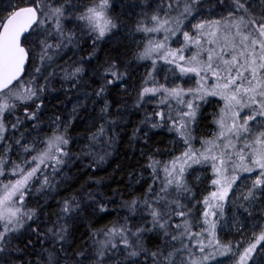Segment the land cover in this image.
I'll return each mask as SVG.
<instances>
[{
	"label": "snow or ice",
	"instance_id": "obj_1",
	"mask_svg": "<svg viewBox=\"0 0 264 264\" xmlns=\"http://www.w3.org/2000/svg\"><path fill=\"white\" fill-rule=\"evenodd\" d=\"M71 2L72 0H32L25 6H14L6 16H0V142L5 140L4 134L8 131L4 122L6 113L14 112L18 104H31L35 110L25 107L24 117L27 120H37V112L43 103L41 96L46 91V85H38L35 78L21 79L30 56L25 42L33 34L44 29L39 52V60L44 65L53 61L64 49L78 45L84 37L92 42L94 52L96 41L103 39L116 27L108 14L109 0H93L92 5L81 10L79 15L72 14L68 7ZM218 2L227 4V0ZM199 3L200 0H168L166 10L154 12L147 18V22H142L137 28L148 37L140 59H152L155 64L153 57L156 56L174 63L182 74L193 73L200 77L196 81L199 87L187 90L178 86H145L141 89L136 104L140 108L143 104L152 103V100L145 97L160 93V104L171 99L181 106L175 111V116L171 112L166 115L161 110L146 113L144 127L156 129L167 126L169 131H175L184 141L187 149L166 164L153 157L149 158L147 167L151 169L153 183L149 185L147 194L140 200L133 199L123 205L130 216L92 234L93 244L87 255L84 251L71 257L67 255L71 250L66 247L69 237L67 224L74 213L78 215L81 211H87L74 198L63 202L57 220L51 226L39 223L30 226V230L35 233V242L46 247V240L51 244L47 264H140L142 259L148 261V264H206L216 254L215 251L206 249H215L220 254L231 251L230 244H221L215 238L216 223L208 217H216L218 214L223 216L224 205L229 203L230 193L237 206L249 215L252 214L250 208L253 203L264 196V39H260L264 37V12L257 16L250 11L251 5L247 0H231L234 11H230L223 20L197 22L191 25L194 31L183 30L184 21L193 15ZM221 26L228 33L235 29L231 58L218 56L225 65L223 69L220 63L213 61L216 54L214 48L206 50V59L199 58L200 53L205 51L202 38H216ZM212 28L216 31H212ZM161 33V39L150 35ZM178 33L183 36L185 44L181 48L172 49L168 46V41ZM49 37L54 42H49ZM236 37H239L238 43ZM206 42L215 44L217 40L207 39ZM190 45L196 47L197 51L186 58L183 52ZM257 45L259 51L256 50ZM237 48L238 55L235 51ZM221 52H225V49L222 48ZM177 61H185V64ZM36 71L39 72L40 68ZM61 71L65 79L74 81L75 87L84 68L82 64H75L62 68ZM208 72L216 78L211 87H205L203 83ZM245 72L249 75L245 76ZM103 75L107 79L95 95L105 99L103 111L106 113L108 103L104 94L107 87L120 80L123 74L112 63L104 70ZM185 96L190 98L185 99ZM209 96L219 97L224 102L214 121L219 132L212 139L202 142L203 150L195 149L191 145L190 125L196 119L200 106L198 102L206 101ZM58 120L59 117L56 118ZM56 121H53L50 134L39 143H22V138L16 140L19 151L26 154L23 160L10 161L0 156V176H5L6 168H10V174L16 177L0 187V264H12L13 259H18L12 256L13 252L33 245L31 238L23 242L22 248H16L13 243L14 240L19 242L16 234L21 232L28 221L38 219L35 211L24 207L25 197L34 184H40L41 189L49 186L50 179L46 170L58 171L69 156V125H61ZM22 122L18 118L12 128H17ZM104 133V127L101 126L98 134L103 136ZM96 138L97 135L94 134L92 139ZM209 163L213 173L210 182L212 190L202 201H198L204 205L202 223L207 227L193 231L192 205L182 202L193 195L186 173L193 164ZM241 171L249 174L255 171L257 175L252 178L246 191L237 193L233 186ZM89 199L93 197L90 195ZM88 207L93 212L97 211L93 204ZM98 210L106 212L107 208L100 203ZM137 215L140 216L139 222L132 221L131 216ZM205 233L212 237L207 243L200 239ZM253 235L254 242L235 254L238 256L236 264H247L252 259L257 245L264 241V225L260 226L258 234ZM193 238H196L194 244L187 243ZM146 241L152 242L154 248L148 247Z\"/></svg>",
	"mask_w": 264,
	"mask_h": 264
},
{
	"label": "trees",
	"instance_id": "obj_2",
	"mask_svg": "<svg viewBox=\"0 0 264 264\" xmlns=\"http://www.w3.org/2000/svg\"><path fill=\"white\" fill-rule=\"evenodd\" d=\"M5 1L7 0H0V16H6L9 12L4 9ZM12 1H15V6H25L32 2ZM80 1L75 4V0H72L68 5L73 15H79L81 10L93 3V0ZM140 2L142 0H109L108 14L116 27L103 39L96 41L94 52L92 42L84 37L78 45L64 49L53 61L48 62L54 71L50 77L51 86H47L41 96L43 103L37 112V120H27L24 116L20 119L24 122L20 127L22 142L29 140L39 143L49 135V131L44 129L46 118L59 117L61 125H69L67 136L70 144L65 165L50 178V185L38 192L36 200L29 199L31 204L27 208L35 211L38 219L27 223L21 232L16 234L19 242L14 240L13 243L16 248H22L23 242L30 238L34 243L22 251L13 252L12 256L18 259H13L12 264H47L51 244L46 240V247L35 242V233L30 230V226L35 223L51 226L57 220L63 202L73 198L87 211H81L78 215L74 213L67 224L69 237L66 247L71 249L67 255L71 257L81 251L87 255L93 244L92 234L130 216L128 209L123 205L133 199L140 200L147 194L149 185L153 183L151 169L147 167L149 158L153 157L162 163L158 151L170 154L174 152L169 145L171 140L178 136L175 131H169L167 126L156 129L144 127L146 113L161 110L166 115L172 112L174 116V112L163 105L143 104L140 108L136 107L139 93L144 87L139 73L151 67L150 62L133 59L137 28L142 22H147L148 18L144 11L138 13L137 8H134V4L138 5ZM196 7L208 14L234 9L231 0H227L226 5L220 4L218 0H200ZM43 32L44 30L39 29L38 33L25 42L30 56L22 80L26 79L31 71L39 74L36 69L43 66L39 60ZM49 42H54L51 37ZM112 63L116 64L123 75L115 84L107 87L104 96L108 110L105 113V99L97 97L95 92L107 79L103 73ZM75 64H82L84 71L73 87L74 81L65 79L61 69ZM74 107L76 113L71 115ZM208 110L209 107L203 110L196 124V135H204L205 130L214 127L213 121L206 115ZM99 117L102 118L105 133L103 136L96 133L97 138L93 140L95 133L91 134L89 119L96 122ZM70 118L72 121L69 123ZM138 128L140 131H137ZM15 138L16 135L13 139ZM9 140L12 141L11 138ZM198 169L206 170L202 169V166L187 169L186 179L193 195L182 201L192 205L193 223L202 206L198 201L205 197L200 193V185L202 183L203 187L208 188L212 179L208 172V175L197 182L193 173ZM90 195L93 199H89ZM100 203L106 206V212L98 210ZM89 204L95 205L97 211L93 212L88 207ZM259 214L261 212L257 216ZM131 220L139 222L140 216H131ZM227 237L228 235H220L222 240H229ZM195 239L187 243L194 244ZM146 243L148 247L154 248L152 242ZM140 264H148V261L142 259Z\"/></svg>",
	"mask_w": 264,
	"mask_h": 264
},
{
	"label": "rangeland",
	"instance_id": "obj_3",
	"mask_svg": "<svg viewBox=\"0 0 264 264\" xmlns=\"http://www.w3.org/2000/svg\"><path fill=\"white\" fill-rule=\"evenodd\" d=\"M26 1V0H23ZM81 2L80 0H75V4ZM15 1L7 0L4 3V9L5 11H10L12 7L15 6ZM168 0H142V2L138 3V5L134 4V8H137L138 13H142L144 11L146 13L147 17H150L151 14L154 12L160 11V10H166ZM247 3L251 5V12H254L257 16H259L260 13L264 12V0H247ZM92 5V4H91ZM90 5V6H91ZM89 7V6H88ZM135 8V9H136ZM230 11H234V9H229L228 11H221L215 13H205L203 11L198 10V7H196V11L193 13L191 17H189L187 20L184 21L183 30L187 31H194L192 29L191 25L197 23V22H204V21H210V20H223L225 17L228 16ZM207 15V16H206ZM239 15V14H237ZM44 30V29H42ZM212 31H216L215 28L211 29ZM235 32V29H232L231 33L226 32V30L221 26L220 30L217 32V37H205L202 38V43L205 51H202L200 53V59H206L208 52L207 49H215V53L213 56L214 63H220L221 68L223 69L225 65L223 64V61H220L218 59L219 55H224L225 59H230L231 55L233 54V34ZM138 36L134 39L135 44V52L133 55V59H140V53L143 51L144 47L147 45L148 37L145 35V33L138 31L136 33ZM156 39H161L163 34H150ZM227 37V39H226ZM207 39H216L217 43L215 44H209L207 43ZM236 42L238 43L239 37H236ZM260 39H264V37H260ZM185 44L183 40V36L179 33L175 37H171L168 41V46L172 49H177L183 47ZM224 48L225 52H221V49ZM256 50L259 51V45L256 46ZM197 51V48L194 46H189L187 49L183 52V55L188 58L190 55L194 54ZM236 54H239V48L236 50ZM132 59V60H133ZM153 59H155V64H153L152 59H140V61H146L151 63L150 68L143 69L139 75L141 79V84L145 87H151V86H159L164 85L165 87H179L187 90L188 88H197L199 85L196 83L197 80L200 79V77L196 76L193 73L188 74H182L180 72V69L175 66L174 63H168L165 61V59L159 58L154 56ZM171 59V57H169ZM180 64H185V61H177ZM240 62H242V58H240ZM50 63V62H49ZM53 67L48 65V63L44 64L42 68H40L39 74L34 73V71H31V74L24 80H29L32 78H35L36 83L38 85H46L50 87V77L53 73ZM235 72V69H233V73ZM223 74V73H222ZM201 75H205L204 73H201ZM245 76L249 75L248 72L244 73ZM216 78L212 75L211 72L207 73V79L203 81L205 87H211L215 83ZM145 81H147V84H145ZM133 90V88H132ZM160 93H158L156 96H149L145 97V99L152 100V103H148L154 106H167L169 110H172L175 116V111L179 109L181 106L176 105L174 100H169L167 103L160 104L159 101L161 99ZM189 96H185V99H189ZM199 109L197 111L196 119L195 121L190 125L192 140L191 145L195 149L203 150V141L212 139L216 134L219 132V127L214 121L218 117L221 108L223 107L224 102L219 97H212L209 96L206 98V101H199ZM171 105V107H169ZM25 107H28L29 110H35L31 104L25 105V104H18V107L14 110L12 113H6L4 117V122L6 127L8 128V131L4 134L5 140L3 142H0V156L5 157L6 159L10 161H16L19 162L23 160L24 156L26 154L19 151V146L15 143L17 139H21L20 135L22 130L20 127L24 124V122L20 123L17 128H12L13 124L17 123V119H21L22 116H24L23 109ZM209 107V110L207 111L206 115L210 117V119L214 123V127L205 130L204 135H196V124L198 123L199 118L201 117V114L205 108ZM76 108L72 110L71 115L75 114ZM247 111V109H245ZM172 113V112H171ZM244 113H241L243 115ZM53 121H56V119H53L51 117H47L44 122V129L45 131H49V134L51 132ZM72 121V118H70L69 123ZM102 118L99 117L98 120L95 122L94 120L89 119V129L91 131V134H96L98 132V129L103 125ZM56 123H59V120L56 121ZM68 129V128H67ZM16 135V138L13 139V137ZM18 135V136H17ZM9 138L12 139V141L9 140ZM45 138V137H44ZM42 141V140H41ZM22 142V140H21ZM28 143H32L34 141H24ZM40 142V141H39ZM23 143V142H22ZM70 144V143H69ZM69 144L67 148L69 147ZM187 145H185L184 141L179 137L175 136L169 145V148L174 150L172 154L166 153L164 151H158V156L162 163H168L172 159H174L177 156H180L186 149ZM68 157L65 158L67 162ZM65 162V163H66ZM59 166V170L65 165ZM189 163H191L189 161ZM202 169L206 168V170H196L193 174L195 176L196 181L198 182L202 177H205L208 175V172L211 174L213 178L212 169L209 164H193L192 167H201ZM49 174V179L54 176V173L51 169L46 170ZM11 169L6 168V175L0 176V187L3 186L4 183H8L11 180L16 179V177L12 176L10 174ZM257 175V172L247 173V172H239L238 176L239 179L236 181V185L233 186V190L237 193L240 191H246L247 186L251 185L252 178H254ZM148 178V176H147ZM211 182V181H210ZM201 190L200 193L204 196H207L209 192L212 190L211 184L208 185V188L203 187L202 183L200 185ZM41 190L40 184H34L33 189L29 192V194L25 197L24 200V207L28 210H30L29 205L31 202L29 201L34 199L36 200L38 192ZM229 203H225L224 210H223V216H220L219 214L216 217L209 216L208 219L212 222L216 223L215 233H216V239H218L221 244H230L231 245V251H228L224 254H220V251H216L215 249L209 248L206 249V251H215V258L210 259L206 262V264H236V261L238 259V256L235 255L239 252H241L244 248L248 247L249 243L254 242V235L253 233H259L260 226L264 225V196L259 197L250 208V211L252 212L251 215L244 212L242 208L237 206V202L235 201V198L232 196V194H229L228 197ZM263 208V209H262ZM204 211V205L200 207V212L197 216V218L194 221V228L193 231H200L202 228L207 227L202 223L203 216L202 212ZM261 212V214L258 215V213ZM28 221L27 223H29ZM27 223L25 225H27ZM24 225V226H25ZM224 234L228 235L227 238L229 240H222L220 238V235ZM233 236V238H231ZM200 239H204L205 243H207L208 239H212V237L208 236L207 233L204 234V236L200 237ZM196 242V239H195ZM193 251H196L194 249ZM197 255H200L197 252ZM247 264H264V241H261L260 244L257 245L256 250L252 254V259L247 262Z\"/></svg>",
	"mask_w": 264,
	"mask_h": 264
},
{
	"label": "water",
	"instance_id": "obj_4",
	"mask_svg": "<svg viewBox=\"0 0 264 264\" xmlns=\"http://www.w3.org/2000/svg\"><path fill=\"white\" fill-rule=\"evenodd\" d=\"M26 35H27V34H26ZM28 64H29V61L25 64L24 73L21 75V79H23V77H24L25 74H26V69H27ZM15 83H16V82H14V84H15Z\"/></svg>",
	"mask_w": 264,
	"mask_h": 264
}]
</instances>
